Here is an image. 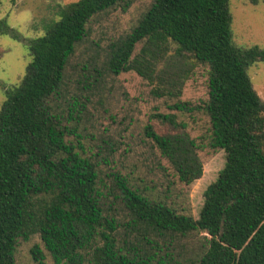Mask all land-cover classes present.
Returning a JSON list of instances; mask_svg holds the SVG:
<instances>
[{
    "label": "trees",
    "instance_id": "16d2710c",
    "mask_svg": "<svg viewBox=\"0 0 264 264\" xmlns=\"http://www.w3.org/2000/svg\"><path fill=\"white\" fill-rule=\"evenodd\" d=\"M132 3L70 2L30 41L25 74L0 107V264H19V241L37 234L54 264H183L166 239L193 231L204 234L206 247L191 264H264V102L247 73L264 61V48L233 43L229 0H153L110 45L108 70L135 73L166 101L168 111L151 113L143 128L171 170L161 195L117 168L102 176L101 165L111 161L89 153L64 122L85 104L56 109L68 60L91 20ZM0 30L10 31L5 19ZM198 65L208 68V97L181 100ZM194 112L209 117L206 145L179 117ZM205 147L223 150L226 160L195 218L182 190L202 176ZM109 196L129 220L108 212ZM44 250L31 248L35 264H48Z\"/></svg>",
    "mask_w": 264,
    "mask_h": 264
},
{
    "label": "rangeland",
    "instance_id": "374dc122",
    "mask_svg": "<svg viewBox=\"0 0 264 264\" xmlns=\"http://www.w3.org/2000/svg\"><path fill=\"white\" fill-rule=\"evenodd\" d=\"M74 1L77 0H0V20L5 19L10 28L9 32L0 30V107L6 90L17 85L25 74L31 60L30 41L59 18L62 7ZM152 2L133 0L126 10L121 7L106 10L91 20L88 35L76 45L68 60L64 83L55 103L58 112L65 113L69 105L74 106V101L85 104L82 112H74L75 116H80L64 122L82 135L81 142L89 153L100 151L102 158L111 161L101 165L102 176L110 167L117 168L141 190L150 187L153 189V192L148 190L150 194L161 195L171 170L145 136L143 128L151 113L168 111L166 101L154 98L147 82L135 73L114 75L107 67L110 45L131 31ZM229 3L233 43L243 49L264 48V0H229ZM247 73L264 102V61L251 64ZM207 97L208 68L198 65L180 99L196 103ZM179 117L188 123L191 135L203 138L201 141L206 145L209 117L204 112L180 113ZM88 147H94L93 151ZM200 155L204 161L203 174L187 190H182L184 198H181L195 218L203 205L204 191L217 179L226 160L223 150L213 152L209 147L200 149ZM105 203L108 212L119 221L129 220L122 205L111 196ZM203 235L193 231L187 236L174 235L166 241L179 262L191 264L206 247ZM35 244H40L44 250L38 234L19 241L16 251L19 264H35L31 256ZM44 252L48 264H54L47 251Z\"/></svg>",
    "mask_w": 264,
    "mask_h": 264
}]
</instances>
